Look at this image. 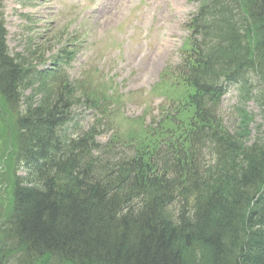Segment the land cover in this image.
Masks as SVG:
<instances>
[{
	"label": "trees",
	"instance_id": "trees-1",
	"mask_svg": "<svg viewBox=\"0 0 264 264\" xmlns=\"http://www.w3.org/2000/svg\"><path fill=\"white\" fill-rule=\"evenodd\" d=\"M187 28L158 114L122 119L98 156L97 128L61 140L74 88L10 54L0 16V117L25 172L0 211V264H264V129L246 145L252 117L239 110L234 136L219 109L223 80L264 75V0H200ZM81 96L112 124L109 97Z\"/></svg>",
	"mask_w": 264,
	"mask_h": 264
},
{
	"label": "rangeland",
	"instance_id": "rangeland-1",
	"mask_svg": "<svg viewBox=\"0 0 264 264\" xmlns=\"http://www.w3.org/2000/svg\"><path fill=\"white\" fill-rule=\"evenodd\" d=\"M195 7L193 0H2L11 54H26L30 46V60L38 64L41 55L47 59L58 49L69 47L76 37V56L66 67L69 79L77 80L84 71L97 67L127 94L122 111L128 117L141 115L145 102L156 112L160 97L145 95L165 65L180 61V48L187 36L184 22ZM238 95L232 86L222 100L221 113L230 131L237 125L234 107ZM246 108L253 117L248 144L256 140V129L257 135L259 128L264 129V110L253 100ZM71 113L77 131L85 130L93 120L92 112L82 103H76ZM8 120L5 114L0 117L3 133ZM107 135L99 140L105 141ZM7 177L0 172V208L6 210Z\"/></svg>",
	"mask_w": 264,
	"mask_h": 264
}]
</instances>
